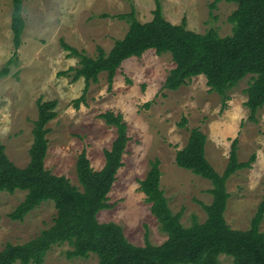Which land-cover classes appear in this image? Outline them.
Returning <instances> with one entry per match:
<instances>
[{
    "label": "rangeland",
    "instance_id": "obj_1",
    "mask_svg": "<svg viewBox=\"0 0 264 264\" xmlns=\"http://www.w3.org/2000/svg\"><path fill=\"white\" fill-rule=\"evenodd\" d=\"M164 18L175 25L182 20L197 34L215 30L220 37L231 35L228 17L236 5L221 0L215 10L214 0H158ZM155 0H23L25 29L22 44L15 50L12 42V0H0V144L8 159L25 168L30 161L33 123L37 119L38 99L56 101L55 119L47 124L48 149L45 168L78 184L76 162L85 150L93 170L104 165V152L117 137L116 128L107 125L100 115H121L127 126L129 141L122 157L123 166L108 194L109 209L97 214L100 223L119 225L129 243L142 247L147 239L153 246L167 240L156 218L150 212L139 182L144 180L150 163L159 160L160 188L174 214H181V224L195 220L204 223L202 204L212 202L208 180L195 176L175 164L177 151L183 149L191 129L206 137L205 153L214 170L226 168L232 142L236 139L238 160L248 162L227 181L230 198L224 212L227 224L234 230H247L259 205L264 201V106L255 121L249 120L245 106L250 77L227 93L229 100L209 93L205 78L198 76L175 91L164 88L174 63L169 54L158 56L153 50L140 58L125 60L116 71L111 86L106 73L97 83H89L84 103L74 106L86 84L83 78L73 80L79 58L69 55L62 43L90 58L97 48L107 54L115 42L122 40L129 25L115 17L134 9L140 23L153 19ZM14 63L7 62L15 55ZM68 70H72L66 75ZM185 120L184 126H180ZM24 191L0 193V251L7 243L21 245L35 238L53 224L54 203L47 201L27 214L23 221H12L9 214L24 200ZM260 231L264 233V218ZM70 247L54 246L43 264H98L95 256L68 260ZM19 264V263H15ZM218 264H233L221 255Z\"/></svg>",
    "mask_w": 264,
    "mask_h": 264
},
{
    "label": "trees",
    "instance_id": "obj_2",
    "mask_svg": "<svg viewBox=\"0 0 264 264\" xmlns=\"http://www.w3.org/2000/svg\"><path fill=\"white\" fill-rule=\"evenodd\" d=\"M236 5L227 21L232 26L230 36L220 37L217 31L197 34L187 29L185 20L179 25L168 22L155 0L153 19L140 23L134 9L115 18L126 21L129 29L122 40L115 42L109 53L97 48L95 58L87 57L64 43L69 55L79 58L73 80L83 78L85 88L74 101H85L89 83H97L101 73H106L107 83L112 85L116 71L132 57L140 58L153 50L156 55L169 54L174 68L169 72L164 88L175 91L188 80L203 76L209 93L222 99L223 106L229 100L227 93L242 80L250 77L245 106L249 120L255 121L257 112L264 106V0H226ZM221 0L210 5L215 10ZM23 0H12L11 31L15 50L22 44L25 21L22 17ZM15 55L7 62L14 63ZM68 70L61 75H66ZM4 67L0 78L7 76ZM56 101L38 99L37 119L33 123V142L29 150L30 161L25 168H17L6 156L0 144V193L13 194L24 191V200L9 214L12 221L22 222L24 217L42 203L51 201L57 211L53 224L38 236L21 245L7 243L0 251V264H43L48 251L54 246L67 244L68 260L86 259L90 255L98 264H218L219 256L232 258L233 264H264V233L260 231L264 218V201L259 205L247 230H234L226 222L224 212L230 194L229 178L242 169H248L254 161L238 160L237 140L230 147L227 165L222 174L208 162L205 153L206 137L199 129H191L186 146L177 151L175 164L195 176L208 180L212 188V202L202 204L206 213L204 223L196 220L188 227L181 224V214H174L163 190L160 188V163H150V169L139 189L150 204V212L156 218L167 240L153 246L147 239L142 247L125 238L122 228L112 222L100 223L97 214L110 208L108 194L123 166L129 137L121 115L105 112L100 118L116 128L117 137L111 148L104 152V165L95 171L83 150L77 158L76 172L81 189L64 176L52 174L45 168L48 149L47 124L56 118ZM185 120L180 126H184Z\"/></svg>",
    "mask_w": 264,
    "mask_h": 264
}]
</instances>
